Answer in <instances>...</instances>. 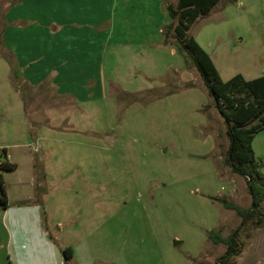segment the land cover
I'll list each match as a JSON object with an SVG mask.
<instances>
[{"label":"rangeland","instance_id":"374dc122","mask_svg":"<svg viewBox=\"0 0 264 264\" xmlns=\"http://www.w3.org/2000/svg\"><path fill=\"white\" fill-rule=\"evenodd\" d=\"M190 35L224 81L264 75V0H222ZM124 38L115 33L99 86L68 88L74 95L49 82L31 88L0 53V149L17 165L0 168V264H217L226 246L207 231L227 237L242 222L218 200L251 208L247 179L226 164L224 120L191 61ZM253 148L264 164V131ZM240 237L236 264H264V226L250 223Z\"/></svg>","mask_w":264,"mask_h":264},{"label":"crops","instance_id":"0c3cea01","mask_svg":"<svg viewBox=\"0 0 264 264\" xmlns=\"http://www.w3.org/2000/svg\"><path fill=\"white\" fill-rule=\"evenodd\" d=\"M138 1L145 16H136L137 0H0V7L7 8L0 10V53L10 54L31 88L49 82L63 95H74L68 88L78 94L75 86L88 87L90 81L99 86L116 32L126 35L124 43L134 50L150 42L156 51L179 53L175 45H164L163 28L171 23L164 21V0ZM121 3L129 12L118 22ZM155 9L164 19H158ZM4 149L10 159L8 147Z\"/></svg>","mask_w":264,"mask_h":264},{"label":"trees","instance_id":"16d2710c","mask_svg":"<svg viewBox=\"0 0 264 264\" xmlns=\"http://www.w3.org/2000/svg\"><path fill=\"white\" fill-rule=\"evenodd\" d=\"M222 0H177L176 4L164 1L165 11L171 23L164 26V45L173 44L183 55L186 65L191 61L199 73L213 106L223 118L229 149L226 164L233 173L247 179L252 196L251 208L241 207L225 199L218 202L227 210L236 212L242 219L238 229L225 237L216 230L207 231V237L215 244H224L226 252L217 264H236L235 259L244 251L240 232L250 223L264 226V164L257 159L253 143L256 136L264 131V75L247 80L239 74L224 81L210 54L190 35L192 27L202 18L209 16ZM6 26V25H4ZM174 36V43L170 38ZM7 156V150H3ZM17 165L4 161L1 170H15ZM0 203L8 205L5 181L0 175ZM213 201H216L213 198ZM67 260L72 258V249L64 251Z\"/></svg>","mask_w":264,"mask_h":264},{"label":"water","instance_id":"95a60500","mask_svg":"<svg viewBox=\"0 0 264 264\" xmlns=\"http://www.w3.org/2000/svg\"><path fill=\"white\" fill-rule=\"evenodd\" d=\"M233 3H237L239 0H231ZM181 244V241H179V240H175L174 241V246H178V245H180Z\"/></svg>","mask_w":264,"mask_h":264},{"label":"built area","instance_id":"2783aa9c","mask_svg":"<svg viewBox=\"0 0 264 264\" xmlns=\"http://www.w3.org/2000/svg\"><path fill=\"white\" fill-rule=\"evenodd\" d=\"M2 155H3V151L0 149V168H1V165L3 163V161H2Z\"/></svg>","mask_w":264,"mask_h":264}]
</instances>
